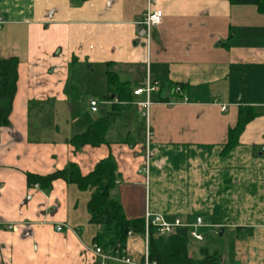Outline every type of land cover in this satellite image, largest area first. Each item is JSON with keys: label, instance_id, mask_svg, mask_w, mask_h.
<instances>
[{"label": "crops", "instance_id": "0c3cea01", "mask_svg": "<svg viewBox=\"0 0 264 264\" xmlns=\"http://www.w3.org/2000/svg\"><path fill=\"white\" fill-rule=\"evenodd\" d=\"M155 10L164 18L147 44L136 24ZM0 16V61L18 60L9 125L0 127V264H97L91 248L103 229L89 223L92 191L62 179L40 188L27 178L73 166L85 177L101 162L117 166L111 197L127 219L150 213L210 225L201 242L155 236L161 253L201 260L212 253L208 234L230 232L245 243L228 262L219 253L223 264H264V104L252 106L256 116L224 153L243 108L229 102V68L264 64V12L230 0H0ZM147 68L159 90L165 84L152 96L149 125L135 97L106 143L73 145L117 103L106 98L108 72L134 92ZM167 84L188 90L176 97ZM147 155L146 177L139 171ZM125 252L148 264L145 236L128 238Z\"/></svg>", "mask_w": 264, "mask_h": 264}, {"label": "trees", "instance_id": "16d2710c", "mask_svg": "<svg viewBox=\"0 0 264 264\" xmlns=\"http://www.w3.org/2000/svg\"><path fill=\"white\" fill-rule=\"evenodd\" d=\"M86 1V0H82ZM232 6H255L260 13L264 12V0H230ZM18 60L10 58L0 61V127L9 125L12 112V104L17 92ZM155 81L158 79L154 78ZM161 91L165 84L160 81ZM228 96L231 104H239V120L236 127L229 131L228 141L224 153H228L238 145V138L246 125L256 116L252 106L264 104V64H232L229 68ZM108 85L110 93L107 95L109 101L112 95L117 103L112 106L111 112L91 124L86 132L74 137L71 143L75 146L94 145L99 146L106 143V136L110 127L119 117L121 111L133 103L134 96L130 84L121 83L117 75L108 72ZM173 90V96L182 97V94L174 93L176 87H180L182 93L188 90L183 84H167ZM183 98V97H182ZM167 102V99H161ZM67 180L78 185L80 189L92 191L88 202L90 212L89 223L101 226L103 232L98 234L94 243L100 246L104 252H109L119 247L126 250L128 232L132 230L135 235L145 236V218L127 219L122 205L112 199L111 192L118 180L117 166L114 162H101L93 172L83 177L78 168L73 166L70 171H57L48 176L28 175L29 185H37L47 188L56 180ZM186 239L189 238L185 230L179 231ZM157 230L151 228L148 237V264H223L218 252L209 254L204 250L201 260L190 258L182 253L163 254L158 249L155 236ZM117 264V263H108Z\"/></svg>", "mask_w": 264, "mask_h": 264}, {"label": "built area", "instance_id": "2783aa9c", "mask_svg": "<svg viewBox=\"0 0 264 264\" xmlns=\"http://www.w3.org/2000/svg\"><path fill=\"white\" fill-rule=\"evenodd\" d=\"M164 18V14L161 10L149 11L137 22L138 32L137 36L140 39H144L147 44L150 43L152 30L162 24ZM5 24V20L0 16V29ZM159 92V83L153 80L149 68L146 70V81L142 87L137 88L133 94L136 97H143L142 101L136 103L137 108L143 114L146 125H149V115L150 108L153 104L152 96ZM176 94H183L180 87H176ZM187 98L184 99V102H187ZM88 104L90 107V111L92 113L98 112L99 102L93 98L88 100ZM225 110V108H223ZM150 131L147 128V137L149 138ZM264 152V148H263ZM140 173H144L147 177L149 174V155L146 156V162L144 168L139 171ZM210 225H206L203 218L197 217L193 222L184 221L180 218H176L174 220H168L161 214H150L146 213L145 215V239L148 242L149 231L153 227L157 230V234L162 237H170L176 235L179 231L185 230L190 239L201 242L204 240V237L201 233V229L207 228ZM64 226L59 225L56 228L57 232H62ZM13 229V228H10ZM134 232L130 230L128 232L127 237L130 238L134 236ZM115 248L109 252H104V250L94 244L91 248V252L97 259V264H108V263H121V264H133L132 259L127 256L125 250H119ZM147 264V263H146Z\"/></svg>", "mask_w": 264, "mask_h": 264}, {"label": "rangeland", "instance_id": "374dc122", "mask_svg": "<svg viewBox=\"0 0 264 264\" xmlns=\"http://www.w3.org/2000/svg\"><path fill=\"white\" fill-rule=\"evenodd\" d=\"M133 114H136V111L135 109H133L132 111ZM142 114V113H141ZM137 117L140 119H143L144 117L143 114H142V118L140 117V115L136 114ZM175 238L179 239L182 243L181 244H187V240H184V239H180L179 237H176ZM156 239L159 243H167L170 240V238L168 237H161L159 236L158 234L156 235ZM206 246L210 248L211 252L213 253L214 251H217L218 253H220L222 256H225V258L227 259V262L231 259L232 257V252L231 250H234V249H241L243 248V245L245 243V239L244 238H240L239 240L236 239L234 237V234L230 233V232H227L225 233L222 237L219 236L218 233H211V234H208V236L206 237ZM178 248L180 249H183V245H176ZM176 249V248H175ZM176 251V250H174ZM181 251H184V250H181Z\"/></svg>", "mask_w": 264, "mask_h": 264}]
</instances>
